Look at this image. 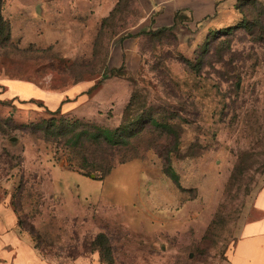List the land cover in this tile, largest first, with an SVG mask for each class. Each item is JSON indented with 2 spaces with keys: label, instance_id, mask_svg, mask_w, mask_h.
Wrapping results in <instances>:
<instances>
[{
  "label": "rangeland",
  "instance_id": "rangeland-1",
  "mask_svg": "<svg viewBox=\"0 0 264 264\" xmlns=\"http://www.w3.org/2000/svg\"><path fill=\"white\" fill-rule=\"evenodd\" d=\"M22 1L0 9V203L40 254L53 264H245L243 228L263 216L264 0H222L225 27L213 35L152 30L143 0H46L39 11ZM24 82L51 95L95 90L52 113L5 94ZM101 129H123L129 144L70 140ZM108 161L105 178L90 172Z\"/></svg>",
  "mask_w": 264,
  "mask_h": 264
},
{
  "label": "crops",
  "instance_id": "crops-1",
  "mask_svg": "<svg viewBox=\"0 0 264 264\" xmlns=\"http://www.w3.org/2000/svg\"><path fill=\"white\" fill-rule=\"evenodd\" d=\"M45 2L46 0H25L21 2L19 8L28 11L39 10V5ZM222 4V0H143L142 5L152 23V30L169 28L176 22V26L185 24L197 30L206 29V35H209L225 27V24L218 20ZM234 6L235 3L231 11L234 10ZM234 12L236 13L235 10ZM122 65L123 60L119 64H114V68ZM5 85L8 86L5 94L9 97L15 92L26 98L46 101L51 110L55 112L61 110L63 114L79 105V101L78 103L75 101L76 98L89 96L87 94L89 88L82 85L73 86L65 94L52 93L53 95L31 83L24 82L22 89H18L19 85L12 87V83ZM256 209L263 216L244 226L241 245L238 247L239 254L247 261L245 264L250 260L253 264H264V188L257 197ZM92 262V259L87 261L83 259L77 264ZM0 264H53L40 254L31 236L20 228L18 216L8 202L0 203Z\"/></svg>",
  "mask_w": 264,
  "mask_h": 264
},
{
  "label": "trees",
  "instance_id": "trees-1",
  "mask_svg": "<svg viewBox=\"0 0 264 264\" xmlns=\"http://www.w3.org/2000/svg\"><path fill=\"white\" fill-rule=\"evenodd\" d=\"M0 9H1V0H0ZM178 18V15H177ZM176 26V22L172 27H169V29H172ZM0 28H4V24H3V18L0 14ZM163 29V28H162ZM167 29V28H164ZM222 30V29H221ZM214 32H212L211 34L213 35ZM141 33L136 34V36L140 35ZM116 74L118 75H122V66L119 68H113L111 71V76H116ZM94 87H92L87 94L88 95H92L94 93ZM61 113V110H57L56 112H52V113ZM160 126V125H159ZM59 132L61 133V136L66 137L68 136V132L66 131L67 129L64 126H60L58 127ZM124 130L123 129H118V130H110V129H101V130H97V131H75L73 130L72 133L74 134L72 136V138L70 140H81V139H86L87 143H92V144H106L108 147L110 148H115V147H119V146H127L129 144L128 140L125 139L124 135H123ZM75 147V146H74ZM69 148H72L69 147ZM76 148V147H75ZM72 166V165H70ZM112 162H106L103 166L100 167H96V165L94 164L93 169H90V172L93 173H100V178L103 179L106 176H108L111 173L112 170ZM81 171H84L83 168H80ZM175 181H177V178L175 176L172 177ZM38 249V248H37Z\"/></svg>",
  "mask_w": 264,
  "mask_h": 264
},
{
  "label": "water",
  "instance_id": "water-1",
  "mask_svg": "<svg viewBox=\"0 0 264 264\" xmlns=\"http://www.w3.org/2000/svg\"><path fill=\"white\" fill-rule=\"evenodd\" d=\"M39 11V10H38Z\"/></svg>",
  "mask_w": 264,
  "mask_h": 264
}]
</instances>
